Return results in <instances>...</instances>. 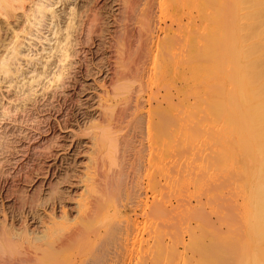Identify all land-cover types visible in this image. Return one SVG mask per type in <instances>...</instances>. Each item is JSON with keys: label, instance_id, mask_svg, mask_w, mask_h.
I'll list each match as a JSON object with an SVG mask.
<instances>
[{"label": "bare ground", "instance_id": "1", "mask_svg": "<svg viewBox=\"0 0 264 264\" xmlns=\"http://www.w3.org/2000/svg\"><path fill=\"white\" fill-rule=\"evenodd\" d=\"M135 28L140 34L134 63ZM118 29L126 36L117 40L122 46H115L113 64H106L105 72L114 78L98 104L102 121L91 133L88 164L71 181L81 197L90 189L91 169L103 163L106 145L117 138L112 130L123 98L125 117L138 125L147 120L150 156L144 166L150 185L157 187L166 174L181 182L234 167L244 173L256 157L264 171V0H0V83L23 75L24 61L40 60L41 48L33 53L34 38L42 50L49 48L41 71L28 72L27 95L19 96L32 102L24 108L4 102L1 113L13 122L25 113L42 121L51 117V102L67 87L72 94L78 90V74L84 77L89 62L110 53ZM53 39L47 47L45 41ZM139 75L149 79L147 94L134 87ZM45 79L42 98L30 99ZM16 87L19 94L22 88ZM9 125L7 132L14 134ZM226 157L234 163L227 164ZM168 177L166 184L173 186ZM48 186L55 188L53 181ZM257 187L264 193V178ZM97 202L77 200L65 208L64 215L75 213L77 221L58 236L50 233L58 223L51 215L41 235L20 231L5 217L0 264H88L86 248L99 243V236L86 222L99 215Z\"/></svg>", "mask_w": 264, "mask_h": 264}, {"label": "rangeland", "instance_id": "2", "mask_svg": "<svg viewBox=\"0 0 264 264\" xmlns=\"http://www.w3.org/2000/svg\"><path fill=\"white\" fill-rule=\"evenodd\" d=\"M133 33L135 63L138 28ZM125 36V29L116 30L110 53L105 51L100 60L89 62L84 77L78 74L76 92L72 94L67 87L59 100L46 102L53 105L49 107L51 117L44 121L25 113V118L13 122L1 112L4 102L10 108L32 102L19 96L27 95L32 81L28 72L32 67L41 71L49 48L42 50L34 38L33 53L41 48L36 57L40 60L30 65L24 61L23 75L0 83V224L7 217L16 229L41 235L51 215L58 223L50 233L62 235L77 221L75 213L65 216L64 209L77 200L88 204L97 199L100 213L86 223L99 236V243L86 248L88 264H264V193L257 187L264 178V171L258 169L262 160L254 158L244 173L234 167L212 177L198 175L181 182L161 175L154 187L144 166L150 156L147 120L138 125L125 117L126 98L116 107L119 124L112 131L117 138L106 145L103 163L89 173L90 189L81 197L71 187L77 172L89 162L91 133L102 121L98 104L114 78L105 72L106 64H113L115 46H122L117 40ZM53 43L55 39L45 41L47 47ZM45 82L30 99L42 98ZM16 85L22 88L19 94ZM138 86L147 94L149 79L139 75L134 82ZM148 109L146 104V114ZM7 124L13 126L14 134L7 132ZM225 161L234 163L231 157ZM166 177L175 181L173 186L166 184ZM50 181L54 189L48 186Z\"/></svg>", "mask_w": 264, "mask_h": 264}]
</instances>
